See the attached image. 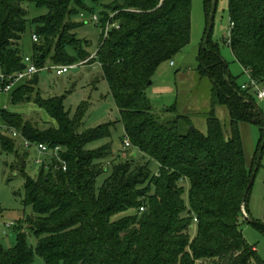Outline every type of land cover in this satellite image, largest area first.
<instances>
[{
	"label": "trees",
	"instance_id": "1",
	"mask_svg": "<svg viewBox=\"0 0 264 264\" xmlns=\"http://www.w3.org/2000/svg\"><path fill=\"white\" fill-rule=\"evenodd\" d=\"M84 2L0 0V72L12 76L24 68L21 40L30 22L29 3L46 11L30 22L38 38L32 42L31 58L38 68L88 58L74 33L80 25L72 21L85 10ZM216 2L202 0L205 36ZM227 11L228 48L235 62L264 87V0H227ZM110 12L118 29H111L106 38L102 35L89 64L100 66L118 111L123 142L130 144L129 155L122 158L120 153L111 160L110 173L97 188L112 152L109 144L92 150L87 146L109 138L115 123L83 129L86 107L79 106L71 115L64 108L65 96L41 97L37 75L14 90L11 108L32 102L55 126L40 129L10 109L0 111L3 124L32 145L61 150L58 160L52 157L33 178L19 161L22 205L32 213L19 223L15 246L0 249V264H32L34 255L44 264H263L239 229L254 173L246 165L239 124L260 131L256 163L263 138L264 123L254 109L253 92L241 89L218 46L204 36L197 74L211 83L206 133L190 130L189 116L172 115L173 108L156 111L145 91L157 69L189 45L191 0H125ZM110 14L98 17L102 30ZM67 48L77 53L76 59ZM217 106L228 111L227 134L215 116ZM7 129L0 133V150L11 153L15 140ZM150 163L158 166L155 175ZM245 222L264 233V223ZM28 236L35 238L34 248L27 244Z\"/></svg>",
	"mask_w": 264,
	"mask_h": 264
},
{
	"label": "rangeland",
	"instance_id": "2",
	"mask_svg": "<svg viewBox=\"0 0 264 264\" xmlns=\"http://www.w3.org/2000/svg\"><path fill=\"white\" fill-rule=\"evenodd\" d=\"M124 2L125 0H85V10L80 12L83 14L84 19L81 20L79 15L72 18L73 22L80 25L74 33L81 43L83 53L89 56L96 54L102 38V28L88 22L91 15L99 17L102 13L114 14L110 12V8L123 5ZM26 10L30 22L46 13L45 10L37 9L31 3L26 5ZM30 22L27 24L21 40V55L23 58L26 56L31 57L32 54L31 36L34 27L30 25ZM229 28L227 0H217L208 40L218 46L219 55L227 65L229 75L241 86L248 84V79L244 75L242 67L232 58V54L225 44ZM206 29L207 18L202 0H191V39L189 45L172 58L171 62L174 66H170L171 62H167L157 69L150 81L151 83L153 81L152 85L148 86L145 91L156 111L173 108L176 112L172 115L189 116L192 127L202 133H206L204 114L210 110L211 83L206 78L200 79L198 77L197 57ZM67 53L72 58H77V53L71 48H67ZM80 62H76V68L63 76H56L52 71H41L37 74L38 87L36 89L43 98L65 96L64 108L71 115L75 114L79 106L84 105L86 116L83 120V129L95 128L106 123H115L109 138L93 142L87 146L88 150L99 148L105 144H109L111 148L112 155L105 162L107 165L105 167L106 171L97 179L96 186L99 188L110 173L109 163L111 160L120 153H122V158H126L129 153L127 149L122 148L124 135L122 125L117 122L119 118L118 111L108 93L106 82L101 79L100 66L98 64L79 66ZM0 96L2 97L0 108L5 106L11 111L19 109L24 121L29 122L31 125L40 129L50 125L55 126L48 116L43 111L38 110L32 102L13 109L9 105V95ZM253 103L263 116L264 123V101L256 99L253 95ZM215 115L220 121L223 131L227 134L229 132L227 109L223 106H217ZM239 125L240 133L245 135V132L241 130V124ZM246 126L247 133L253 139V151L257 150L261 138L260 131L254 125L246 124ZM262 135L260 159L256 163L258 176L253 189L256 197H258L254 206L257 209L261 207L260 198L263 197L264 193V127ZM243 138L247 139V137ZM20 160L24 173L33 178L42 166L50 164L52 154L42 155L36 151L34 146L24 148L20 140L15 141L13 152L4 153L0 150V249L3 251H8L15 246L17 232L19 231L17 228L20 227L24 217L32 213L30 208H24L22 205V179L17 169ZM148 168L151 175L157 173L158 166L155 163H150ZM258 180L261 184L257 183ZM184 187L187 191L188 184ZM185 196L186 194L184 198ZM252 196L253 193L249 196V200ZM239 229L245 241L255 247L258 257L264 264V233L245 222L244 218L239 221ZM23 230L25 231V228ZM27 244L29 247L34 248L35 238L28 236ZM32 264H44V262L37 255H34Z\"/></svg>",
	"mask_w": 264,
	"mask_h": 264
},
{
	"label": "built area",
	"instance_id": "3",
	"mask_svg": "<svg viewBox=\"0 0 264 264\" xmlns=\"http://www.w3.org/2000/svg\"><path fill=\"white\" fill-rule=\"evenodd\" d=\"M115 16L114 14H110L108 17V20L102 30V35L103 38L107 37L108 32L111 29H118V23H116L113 18ZM80 19L83 20L84 16L83 14L79 15ZM88 22L93 23L95 25L99 24V18L96 16H91L90 19L88 20ZM231 27V26H230ZM229 33H230V28L227 34V37L225 39V44L229 45ZM31 41L33 43H36L38 41V38L36 35L32 34L31 36ZM95 55L89 56L88 58H86L85 60H83L82 62L79 63V66H84V65H88L89 62L91 60H93L95 58ZM23 65L24 68L21 72H18L12 76H4L1 72H0V95H4V94H11L14 91V86L18 83H26L28 80H30L31 78H33L35 75H37L38 73H40L41 71H52L55 73L56 76H63L65 74H67L70 70H73L76 68V65H47L43 68H38L31 57H24L23 60ZM95 65L97 63H94ZM172 65V63H171ZM243 73L246 76V78L248 79V84L242 85L241 89L245 90L247 88H250L251 91L253 92V94L255 95L256 99L260 100V101H264V88L259 86L250 76V71L247 69H243ZM5 129H7V127L5 126H0V133H3V131H5ZM8 136L13 139V140H20L22 142V145L24 148H29L30 146H34L36 151H38L40 154L42 155H47V154H52L53 158H56V160H58V154L60 152V148L56 147L53 150H49L47 148V146L43 145V144H31L28 141L24 140L20 134L18 132H16L15 130H6ZM130 147V144L127 140H125L123 142V149H127ZM63 171H64V166L62 167ZM141 212L144 211V208L140 209ZM242 216L243 218H247L244 208H242ZM194 223H196V220L194 219Z\"/></svg>",
	"mask_w": 264,
	"mask_h": 264
},
{
	"label": "crops",
	"instance_id": "4",
	"mask_svg": "<svg viewBox=\"0 0 264 264\" xmlns=\"http://www.w3.org/2000/svg\"><path fill=\"white\" fill-rule=\"evenodd\" d=\"M232 58H233V56H232ZM170 66H174L173 63ZM200 79H202V78H200ZM152 83H153V81H152ZM152 83H151V85H152ZM23 84H25V83H18V84H16L14 86V90H16L19 86H21ZM10 96H11V94H9V101H10ZM210 97H211V94H210ZM1 99H2V97L0 96V100ZM0 107H1V105H0ZM17 108H19V107H17ZM215 108H214V113H215ZM2 109H9V108H6L4 106V107L0 108V111ZM164 110L165 109H163L162 111H164ZM14 112L20 113L19 112V109H17ZM207 112H209V111H207ZM0 123H1L0 126H4L5 127V124H3V122L1 121V119H0ZM241 126H242L241 130H243L245 132V135H243L242 133H240V135H241V141H242V145H243V151H244V157H245L246 165H247V167L251 168V170L254 172L253 173L254 174V179H253V186H252L253 188H252L251 194H250V196H251L252 193H253V196L251 197L250 200H249L250 197L248 198V201L246 203V208L244 209V211H245V214H246L248 220H251V221H260V222L264 223V193H263V197L260 198L261 207H259V209H257L256 207H254L255 204H256V200L258 198V197H256V193L253 192L254 191L253 189H254V186H255V183H256V177L258 176L257 175V171H256L257 165H256V162L253 161L254 160V157L256 155V149L253 151V146H252L253 139H252V136H249V134L247 133V130H246L247 126H246V124L241 123ZM199 132H201V131H199ZM243 137H247V139H244ZM257 183L258 184H261L259 182V180H258ZM263 190H264V188H263ZM257 191H258V189H257Z\"/></svg>",
	"mask_w": 264,
	"mask_h": 264
},
{
	"label": "water",
	"instance_id": "5",
	"mask_svg": "<svg viewBox=\"0 0 264 264\" xmlns=\"http://www.w3.org/2000/svg\"><path fill=\"white\" fill-rule=\"evenodd\" d=\"M117 9V6H114L113 8H112V10H116ZM212 19H213V10H212V12H211V14H210V17H209V21H208V31L211 29V25H212ZM208 35V32H207V34H206V36H205V40H207V36ZM151 85V82H149L148 83V86H150ZM254 109L260 114V116H261V119L263 120V116L261 115V113L259 112V110L256 108V106L254 105ZM193 129V127H190V130H192ZM133 156H135V154H133ZM253 179H254V174H252L251 176H250V179H249V186L248 187H251V185H252V183H253ZM245 219H247V218H245ZM251 221V220H250Z\"/></svg>",
	"mask_w": 264,
	"mask_h": 264
}]
</instances>
